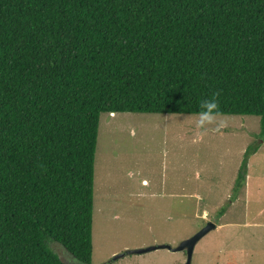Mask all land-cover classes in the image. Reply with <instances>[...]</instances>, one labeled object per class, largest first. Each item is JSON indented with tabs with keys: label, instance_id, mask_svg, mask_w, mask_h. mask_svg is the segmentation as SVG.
Segmentation results:
<instances>
[{
	"label": "trees",
	"instance_id": "16d2710c",
	"mask_svg": "<svg viewBox=\"0 0 264 264\" xmlns=\"http://www.w3.org/2000/svg\"><path fill=\"white\" fill-rule=\"evenodd\" d=\"M212 98L264 144V0H0V264H92L102 115Z\"/></svg>",
	"mask_w": 264,
	"mask_h": 264
},
{
	"label": "rangeland",
	"instance_id": "374dc122",
	"mask_svg": "<svg viewBox=\"0 0 264 264\" xmlns=\"http://www.w3.org/2000/svg\"><path fill=\"white\" fill-rule=\"evenodd\" d=\"M103 114L95 161L92 264H187L179 247L209 223L192 264H264V144L261 118ZM223 122V126L218 124ZM245 181L238 186L249 150ZM49 248L70 264L64 248ZM64 263V262H63ZM71 264H80L74 261Z\"/></svg>",
	"mask_w": 264,
	"mask_h": 264
},
{
	"label": "water",
	"instance_id": "95a60500",
	"mask_svg": "<svg viewBox=\"0 0 264 264\" xmlns=\"http://www.w3.org/2000/svg\"><path fill=\"white\" fill-rule=\"evenodd\" d=\"M216 229V225L213 223H209L202 231H200L197 235L192 237L191 239L183 242L179 247L177 248H172L169 245H163V246H155V247H150L147 249H142V250H135V251H129L126 254L119 255L115 259H120L122 257H126L128 255H143L147 254L149 252L157 251V250H170L173 252H183L187 251L188 253V260L187 264H192V259H193V254L196 245L206 236L208 235L211 231Z\"/></svg>",
	"mask_w": 264,
	"mask_h": 264
},
{
	"label": "clouds",
	"instance_id": "9594fccd",
	"mask_svg": "<svg viewBox=\"0 0 264 264\" xmlns=\"http://www.w3.org/2000/svg\"><path fill=\"white\" fill-rule=\"evenodd\" d=\"M200 107L201 111L196 114L198 117L196 120V127L206 132L208 126L217 124L221 112L219 110L218 101L215 98L202 102ZM218 126L222 127L223 122H220Z\"/></svg>",
	"mask_w": 264,
	"mask_h": 264
}]
</instances>
